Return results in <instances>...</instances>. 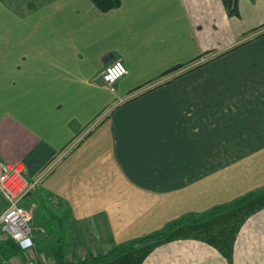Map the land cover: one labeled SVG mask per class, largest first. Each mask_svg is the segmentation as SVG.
<instances>
[{
    "label": "crops",
    "instance_id": "1",
    "mask_svg": "<svg viewBox=\"0 0 264 264\" xmlns=\"http://www.w3.org/2000/svg\"><path fill=\"white\" fill-rule=\"evenodd\" d=\"M178 1L100 11L91 0H0V162L21 163L33 183L21 202L33 249L2 243L9 264L114 248L125 250L97 264H264V35L254 38L264 0H237V16L221 0ZM115 60L127 72L96 99L103 114L62 117L66 100L93 105L69 89L100 91ZM211 84L230 98L207 100Z\"/></svg>",
    "mask_w": 264,
    "mask_h": 264
},
{
    "label": "built area",
    "instance_id": "2",
    "mask_svg": "<svg viewBox=\"0 0 264 264\" xmlns=\"http://www.w3.org/2000/svg\"><path fill=\"white\" fill-rule=\"evenodd\" d=\"M117 65L123 70L114 72ZM126 72L123 63L115 60L105 66L100 78L105 86L114 91L116 81ZM32 185L33 183L31 184L25 177L21 163L0 162V195L6 202V208L0 213V244L11 240L20 253L31 252L34 245L32 211L21 204ZM53 262V259L44 260L35 254L16 264H53Z\"/></svg>",
    "mask_w": 264,
    "mask_h": 264
},
{
    "label": "rangeland",
    "instance_id": "3",
    "mask_svg": "<svg viewBox=\"0 0 264 264\" xmlns=\"http://www.w3.org/2000/svg\"><path fill=\"white\" fill-rule=\"evenodd\" d=\"M168 2L170 3V1H168ZM177 2L179 3L178 0H173L174 8L177 7L176 6ZM159 6L160 5H158V7ZM190 48H191V51L192 50L195 51V43L192 41V39L190 40ZM190 57H192V56H190ZM206 58H209V57H206ZM206 58L204 60H202V61H205ZM89 76H90V74H89ZM100 82H102L101 79H99L97 82H95V84L99 85V87H102V88H100L101 89L100 91L94 90V89L90 88L87 85L86 86H82V87L79 86L80 88H83V89H69V91H70V93H72V95L68 94L69 96H67V95L64 94L67 91L66 89H62V92L60 90V96L63 99H65L66 96L70 97V98L73 97V96H82V93H84L83 96H86V98L87 97L88 98L91 97L92 99L95 100L92 106L91 105H75V104L73 105L72 102H67V100H66L65 102H62V104H61V107H62L61 116L64 117V118L65 117L67 118V117H70L71 115L72 116L80 115L83 118L87 119L89 117H92L94 115V113H95L94 117H96L97 115H102L103 114V112H102L103 111L102 110L103 107L101 106V104H97L98 101L96 99H100L101 100V98H105L106 95H108L109 97H112L113 94L112 93L108 94L110 92L106 91L107 88L105 87V85L103 83H102V85L99 84ZM217 86H218L217 84H214V85L211 84V85L207 86V88L205 89L207 100H211L213 102L215 100L217 101V100L221 99V100H219V102H223L222 99L230 98L228 92L226 91V88H219ZM57 93H58V90H57ZM226 93L228 94V96L226 98H224ZM212 98H214V99H212ZM216 101H215V104L217 103ZM222 104L223 105H222V108H221V112H222V114L224 116V120H225L226 119V115L228 114L229 105H226L225 103H222ZM14 106L15 105H9V110L14 108ZM210 106L213 107V105H210ZM258 107L260 108V105ZM258 107L255 106V110L254 111L259 109ZM20 108H21V106L18 105V109L19 110H20ZM98 110L100 111V114H97ZM93 121L94 120H92V122ZM257 122L259 123V121H257ZM257 122H255L254 125L248 126L246 128L248 135H250L252 133V130H253L252 128H254L258 124ZM30 210H31V208H30ZM1 245H2V243L0 244V262H1V264H8L9 263V256H8L9 254L7 255L8 251L7 250L6 251L2 250ZM89 256H92V255L91 254L86 255V257H89ZM260 259H261V257L259 258V257L255 256V255H252V257L250 258V261H251L250 264H258V261ZM23 261H25V260H23ZM20 262H22V260H20Z\"/></svg>",
    "mask_w": 264,
    "mask_h": 264
},
{
    "label": "trees",
    "instance_id": "4",
    "mask_svg": "<svg viewBox=\"0 0 264 264\" xmlns=\"http://www.w3.org/2000/svg\"><path fill=\"white\" fill-rule=\"evenodd\" d=\"M91 1L100 11H109L113 8L118 7L120 4V0H91ZM221 1H222V4H223L228 15H230V16H237L238 15L237 0H221ZM258 29L259 28H254L250 31H252V32L258 31ZM263 35H264V31L257 33L254 36V38H258V37L263 36ZM200 57L201 56H197L194 60H197ZM214 59H215V57H213V59L211 58L210 60H208V61H206L200 65H203V64H205L209 61H212ZM175 70H176V68L173 67V68L169 69L167 72H165L163 75L170 74V73L174 72ZM247 199H248L247 197L246 198L243 197V198H240L238 200H235L233 203L231 202L229 204L217 207L212 212H206L205 214H203L202 216H200L196 220H191L190 223L191 222H193V223L201 222L203 220H206V219L213 217L219 213H222L228 209H231L233 207H236V206H239V205L245 203V201H247ZM182 223H184V220H181V221L175 220V221L170 223V225L167 229L169 230V228L175 227V226L182 224ZM164 234H165V231H159V232L152 234L151 236H147V237H144L140 240H137L138 241L137 243L145 242L149 238L157 239ZM5 244L10 246L11 252L19 255V253H20L19 249L16 247V245L11 240L6 241ZM123 250H125V249L124 248H114V249H111V250H109L103 254H98L95 256L92 255V256L83 257V258H74L71 260L66 259L61 253H57L53 259L54 260L53 264H97L100 262L112 260Z\"/></svg>",
    "mask_w": 264,
    "mask_h": 264
},
{
    "label": "clouds",
    "instance_id": "5",
    "mask_svg": "<svg viewBox=\"0 0 264 264\" xmlns=\"http://www.w3.org/2000/svg\"><path fill=\"white\" fill-rule=\"evenodd\" d=\"M123 69L120 67V65H117L116 68L113 70L114 72H120Z\"/></svg>",
    "mask_w": 264,
    "mask_h": 264
}]
</instances>
